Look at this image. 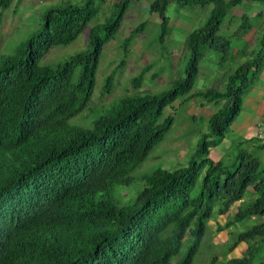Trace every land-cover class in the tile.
Segmentation results:
<instances>
[{
	"label": "trees",
	"instance_id": "obj_1",
	"mask_svg": "<svg viewBox=\"0 0 264 264\" xmlns=\"http://www.w3.org/2000/svg\"><path fill=\"white\" fill-rule=\"evenodd\" d=\"M134 1L112 3L108 19L89 28L88 50L59 64L39 66L38 61L52 46H67L77 38L97 15L99 5L93 0L48 9L40 30L13 54L1 57L0 264H190L216 200L215 214L223 215L249 186L258 196L239 207L227 225L250 217L263 220L232 238L227 250L242 243L246 252L226 264H264V183L256 162L243 153L230 167L207 158L264 62V35L250 59L225 76L221 90L191 92L204 50L220 53L221 59L228 51L229 39L218 32L229 10L264 0H152L148 12L156 16L161 37L171 3L213 6L204 25L186 37L183 78L158 95L142 94L138 88L148 67L143 68L130 80L135 92L112 103L89 127L70 124L88 110L101 49ZM11 3L0 0V12ZM250 28L242 15L230 36ZM142 29L139 24L128 31L123 51ZM111 81V76L104 79V93L110 92ZM177 98L214 107L207 119L209 133L186 165L157 169L133 181L131 173L169 130L173 118L163 114ZM121 190L132 191L126 202ZM186 235L191 242L174 263Z\"/></svg>",
	"mask_w": 264,
	"mask_h": 264
},
{
	"label": "rangeland",
	"instance_id": "obj_2",
	"mask_svg": "<svg viewBox=\"0 0 264 264\" xmlns=\"http://www.w3.org/2000/svg\"><path fill=\"white\" fill-rule=\"evenodd\" d=\"M84 1L12 0L10 7L0 12V59L13 54L18 46L24 44L40 30L43 15L48 9L67 4H82ZM117 1L119 0H107L100 4V0H93L95 7L99 5L97 15L72 43L67 46H52L38 61V65L53 66L74 54L87 51L89 28L106 21L113 10L111 4ZM148 2V0H138L128 5L117 32L101 49L88 110L71 119L70 124L89 127L91 120L108 109L112 103L124 95L135 92L131 89L130 80L143 68L148 67L142 75L138 88V92L142 94L158 95L168 91L172 81L183 78L188 58L185 47L186 37L189 32L204 25L213 6L210 4L206 7H179L171 3L165 12L167 27L164 36L161 37L157 18L148 12ZM246 6L248 5L244 4L243 8ZM235 17L227 16L218 32L222 38L229 39L228 51L223 55L224 58L221 59V54L214 50H204L191 92L208 88L221 90L225 76L244 62L249 52L257 49V38L252 39L250 44H246L243 43L242 37L230 36L239 24V20ZM260 19L259 17V20H251L249 17V24L252 28L257 24L260 25ZM139 24H143V29L132 38L126 51H123L121 48L123 39L130 29ZM107 76L112 77L111 87L109 93H104V79ZM163 115H171L172 124L163 139L131 173L133 181L157 169L173 170L186 165L201 137L209 133L207 118L198 115L191 108L190 102L184 103L182 98H177L171 103ZM131 194V190L119 192L123 202H126ZM248 194V192L244 193L243 206L251 200ZM219 203L220 199L216 200L213 212L205 223L199 247L190 264H226L228 259L239 258L246 252V247L242 243L237 244L231 251H228L227 247L236 234L249 229L256 222L248 219L231 224L227 228L220 227L215 221V211ZM190 242L191 237L186 235L177 255L172 258L174 263L182 259Z\"/></svg>",
	"mask_w": 264,
	"mask_h": 264
},
{
	"label": "crops",
	"instance_id": "obj_3",
	"mask_svg": "<svg viewBox=\"0 0 264 264\" xmlns=\"http://www.w3.org/2000/svg\"><path fill=\"white\" fill-rule=\"evenodd\" d=\"M148 1L149 5L152 0ZM245 4L248 5L246 8H243V6L231 8L228 16H236L235 18L239 20V24L242 15H246L248 18L250 17L251 20H259L260 17V25L257 24L253 28L251 25V28L246 33L240 35L243 43L250 44V41L256 38L258 43V39L264 35V2L251 1ZM239 24L236 26V29ZM259 34L261 35L258 36ZM255 51L249 52L246 60H249L250 55ZM188 102H190L191 108L198 115L207 119L214 108L211 109L212 106L210 104L199 101L198 99H192ZM262 120H264V62L256 76L250 80L245 93L241 97L239 110L229 123L218 144L208 148L207 158L213 163L220 162L224 167H230L237 155L240 153L246 154L256 162L260 180H263L264 183V141H259L255 136L256 126ZM245 192L249 193L248 195L251 197L250 202L258 196V192L252 186L247 187ZM243 202L244 199L242 197V199L233 203L225 214L216 216L215 221L218 225L225 228L229 227L227 224L232 221V216L236 213L237 209L243 206ZM250 220L259 223L263 219L250 217Z\"/></svg>",
	"mask_w": 264,
	"mask_h": 264
},
{
	"label": "built area",
	"instance_id": "obj_4",
	"mask_svg": "<svg viewBox=\"0 0 264 264\" xmlns=\"http://www.w3.org/2000/svg\"><path fill=\"white\" fill-rule=\"evenodd\" d=\"M255 136L256 138L263 142L264 141V120H262L257 126H256V129H255Z\"/></svg>",
	"mask_w": 264,
	"mask_h": 264
}]
</instances>
